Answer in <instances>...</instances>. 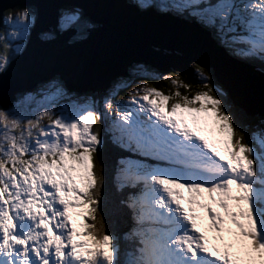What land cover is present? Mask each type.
<instances>
[{"label":"snow or ice","instance_id":"1","mask_svg":"<svg viewBox=\"0 0 264 264\" xmlns=\"http://www.w3.org/2000/svg\"><path fill=\"white\" fill-rule=\"evenodd\" d=\"M130 3L197 24L264 74V0ZM0 20L3 73L22 54L34 18L10 9ZM92 27L68 3L41 38L83 39ZM191 78L200 90L170 73L162 79L174 91L133 87L116 103L131 86L126 77L102 106H58L66 91L52 80L48 103L0 109V264H264V128L246 135L210 70L193 63ZM104 131L121 154L112 183L126 225L123 247L105 210Z\"/></svg>","mask_w":264,"mask_h":264},{"label":"water","instance_id":"2","mask_svg":"<svg viewBox=\"0 0 264 264\" xmlns=\"http://www.w3.org/2000/svg\"><path fill=\"white\" fill-rule=\"evenodd\" d=\"M68 3L79 6L97 23L86 38L72 41L60 34L41 38L53 30L57 13ZM34 6L36 18L21 55L0 73V106L10 107L20 93L59 77L69 91H104L134 62L162 72H191L192 64L212 68L232 105L233 116L264 115V74L235 60L197 24L173 15L141 13L130 0H0V13L17 6ZM0 20V28L3 26ZM253 77H246L247 74ZM234 117V118H235Z\"/></svg>","mask_w":264,"mask_h":264},{"label":"trees","instance_id":"3","mask_svg":"<svg viewBox=\"0 0 264 264\" xmlns=\"http://www.w3.org/2000/svg\"><path fill=\"white\" fill-rule=\"evenodd\" d=\"M25 7L26 6L20 5V6H17L15 8V10L23 9ZM28 7H31V6H27V8ZM31 8L35 12V8H33V7H31ZM6 14H7V11H6ZM86 18L92 24L91 20L88 17H86ZM201 66H203V65H201ZM146 67L148 69H153L152 67H150L148 65H146ZM203 67H205L208 70H210V72L212 74V77H213V80H214V83H216L217 85L222 87V85L215 78L214 70L212 68H208L206 66H203ZM171 73L175 74V73H179V72H173L172 71ZM191 74H192V70H191L190 73H187L184 76L181 75V79H182V82H184V83H191L192 86H193L192 92H195L199 88L198 87L199 81L194 79V78H191ZM57 80H59V79H57ZM59 81L62 83L61 80H59ZM45 83H47V82H45ZM150 84H151V86L153 88H156V89L164 92L165 94H168L169 92L175 90L174 88H172L170 81H164L162 78L160 80H158V81L150 82ZM62 85H63V83H62ZM179 90L181 92L184 91L183 89H179ZM25 93L26 92L20 94L18 96V99L14 102V104H12V106H10V107H7V109H11L15 105H17V103L19 102L18 100L22 96H24ZM89 93L90 92H87V94H89ZM191 94L192 93L190 92L189 95H191ZM36 102H39V101H36ZM39 104H42V103H40V102L38 104L37 103H33V105H31V108H35V106H38ZM0 109H5V108H0ZM231 109H230V111H231ZM242 114L244 115V119L243 118H238V116L237 117L234 116L235 117L234 118L235 122L237 123L238 126H240L242 128V130H244L246 132V135H250V132L253 130L254 127L252 128V124L250 125V123H248V119H247L246 113H244V111H242ZM251 120H252V123H255V124L257 122L260 123V121H264V119L262 120V118H259V116L251 117ZM102 136H103V145H102L101 150H100V158L103 160V162H104V164L106 166V174H107V177H108V186H107V189H106L107 204H106L105 210L108 213L110 230L115 231L116 235L121 237V245L123 247V239H122V237H123V233H124V231L126 229V225H125V222L123 220V217L116 211V209L114 207L116 196H115L114 186H113V183H112V178L114 176L115 161L120 157L121 154H120L119 150L111 143L110 134H108L106 131H104V132H102Z\"/></svg>","mask_w":264,"mask_h":264},{"label":"rangeland","instance_id":"4","mask_svg":"<svg viewBox=\"0 0 264 264\" xmlns=\"http://www.w3.org/2000/svg\"><path fill=\"white\" fill-rule=\"evenodd\" d=\"M23 9H28L29 12L32 14L33 17H35V13L34 10L31 7L27 6ZM19 10V9H18ZM25 42V41H24ZM23 42V44H24ZM140 66V67H138ZM144 69H147V71H144ZM132 71H133V75H123V76H118L113 83L111 84V86L104 90V91H91L89 94H87V91L85 92H75V91H69L63 84V87L66 91V95L64 97L58 98L56 100L57 105H68L72 102H76V103H80L83 104L85 101H96L98 102L101 106L103 104V100L105 98L106 95H108L110 93V91L114 88V86L120 82L123 78H129L131 79L132 83L131 86L128 88H123L119 91V94L116 95L114 97V102L116 103H120L121 101L127 100L128 98V92L132 91L133 87H152L151 84H147V85H143L140 83V79L145 78L149 75H159L161 78L165 75H168L170 73H164V72H160L158 69H148L146 67V65L144 64H138L135 63L132 66ZM53 80H57L56 78ZM59 81V80H58ZM50 81H48L47 83H41L36 89L33 90H28L24 96H22L18 101L17 105H15L13 108L16 107H20L21 109L28 107L29 109H31V105H33V103H42V104H46L48 103V95L49 92L51 90L47 89L46 86L49 84ZM103 93V94H102ZM39 101V102H36ZM39 104L38 106L42 105ZM38 106H35L38 107ZM11 108V109H13ZM7 109V108H5ZM259 124V123H258Z\"/></svg>","mask_w":264,"mask_h":264},{"label":"flooded vegetation","instance_id":"5","mask_svg":"<svg viewBox=\"0 0 264 264\" xmlns=\"http://www.w3.org/2000/svg\"><path fill=\"white\" fill-rule=\"evenodd\" d=\"M4 27V26H3Z\"/></svg>","mask_w":264,"mask_h":264}]
</instances>
